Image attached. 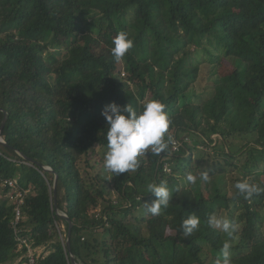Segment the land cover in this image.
<instances>
[{
	"label": "trees",
	"instance_id": "1",
	"mask_svg": "<svg viewBox=\"0 0 264 264\" xmlns=\"http://www.w3.org/2000/svg\"><path fill=\"white\" fill-rule=\"evenodd\" d=\"M121 31L134 46L116 61ZM152 99L166 105L165 139L173 142L139 156L136 170L102 180V109L115 102L141 111ZM4 112L0 176L29 191L19 227L45 249L36 264H70L56 228L66 233L67 223L55 208L73 223L77 264H214L213 254L223 264L226 241L231 264H264V192L245 198L235 188L244 180L264 187V0H0V125ZM199 145L238 171L230 197L220 166L208 181L192 167L197 182L187 180ZM162 182L169 206L139 214L156 199L147 185ZM7 191L0 189V264L22 254ZM222 209L239 224L232 237L208 224ZM193 213L199 228L185 236L182 222Z\"/></svg>",
	"mask_w": 264,
	"mask_h": 264
},
{
	"label": "clouds",
	"instance_id": "2",
	"mask_svg": "<svg viewBox=\"0 0 264 264\" xmlns=\"http://www.w3.org/2000/svg\"><path fill=\"white\" fill-rule=\"evenodd\" d=\"M113 45L114 47L111 49L112 55L116 61H120L133 48L134 42L127 32L121 31L114 38ZM165 108L166 105L159 99H152L146 102L141 111H137L129 103L119 105L111 102L104 106L101 115L105 118L107 125L106 140L108 150L104 159V170L106 173H111L114 177L121 173L134 171L139 167L138 157L145 155L149 149L157 155L168 150L169 144L173 140L170 135L165 139V134L168 132L172 121ZM199 179L208 181L210 177L207 172H204L200 174ZM187 180L195 184L197 177L189 174ZM235 188L245 198L264 192V187L248 180L237 182ZM147 190L148 193L154 194L156 199L150 204L145 202V207L152 215H159L163 208L169 206L171 192L166 182L161 184L149 183ZM208 224L212 227L221 228L228 237H232L236 231L234 223L227 219L218 218L215 215L209 217ZM199 225L200 218L193 213L183 220L181 227L185 236H190L194 231L198 230ZM221 255L223 264H231V244L229 242L226 241L223 244ZM217 264H221L220 260L217 261Z\"/></svg>",
	"mask_w": 264,
	"mask_h": 264
},
{
	"label": "rangeland",
	"instance_id": "3",
	"mask_svg": "<svg viewBox=\"0 0 264 264\" xmlns=\"http://www.w3.org/2000/svg\"><path fill=\"white\" fill-rule=\"evenodd\" d=\"M196 58H197V56H195V59ZM198 58L199 59H204L202 61L204 63L207 62V59H205L206 58V55L204 53L199 52ZM218 70L219 69H217V68L215 70L214 69H211V75H212V77L217 76L218 73H216V72H218ZM213 73H216V74H213ZM196 84H197V81H195L192 86H194V88H195V85ZM198 137L199 136L197 135V137L194 138V140H197ZM217 138H218L217 135L212 136V139L214 141ZM248 140L249 139H247L245 141H248ZM212 148H213V146H211V148H207V147H204L202 145H199L197 149H194L192 147L193 150H191L192 153L190 154L191 162L187 166L186 173L189 174L191 172V168L193 167V169H195L199 173L207 172L209 174L208 170H211V168L213 167L212 170H213L214 174H218L219 173V167L218 166L222 167V169H223L222 170V173L224 175L225 183H226L225 184V190H226L227 196L230 197L233 194V191H234V185H233L232 181L234 179H236V176H237V172L238 171L233 166H231V165H229V164L226 163L229 160L228 161H224L225 158H224V154L223 153L216 152V150L213 151ZM188 155H189V152H187L186 154H184L185 157H187ZM202 160H204V161H202ZM200 161H202V162H200ZM234 162L235 161L232 160L230 163L231 164H234ZM196 165H198V167H194ZM238 166H240L239 163H238ZM165 170H166L167 173H169V171H170L168 169V167L165 168ZM190 174H192V173H190ZM108 175H109V173H106L105 170H104V173H103V176H102V180H108V178H109ZM192 175H194V174H192ZM209 177H210V174H209ZM107 197H109V196H107ZM112 201H113L114 204L117 203V201L115 199L112 200ZM100 209H101V207H99V209H96V210H94L92 212V214H95L97 218L99 217L98 216V213L100 212ZM138 213L139 214H142L143 216H148V213L149 212L147 211V208L145 207V204L144 203H142L138 207ZM138 213H136L137 216H139ZM232 216H233V213H232ZM235 216H236V213L234 214V217ZM218 218L227 219L228 221H230L232 223L234 221V218L232 217V219H231V215H230L229 211H227V210H223L221 212V214L219 215ZM260 229H261V231L264 230V222L260 226ZM236 230H239V224L236 225ZM237 237H235L234 242H236ZM42 249L45 250L42 247L39 248V250H42ZM210 257H211V261L214 264H217V261L221 259V256L220 255H215V254L211 255ZM17 263H18V260H16L14 263H11V264H17Z\"/></svg>",
	"mask_w": 264,
	"mask_h": 264
},
{
	"label": "built area",
	"instance_id": "4",
	"mask_svg": "<svg viewBox=\"0 0 264 264\" xmlns=\"http://www.w3.org/2000/svg\"><path fill=\"white\" fill-rule=\"evenodd\" d=\"M177 147L174 146L173 150H176ZM16 179H2L0 176V189L8 190L5 193V197L8 198L9 202L14 205V218L11 222V228L16 235L17 251L22 254L18 258V262L25 260L23 264H36V261L41 257L44 250H39L40 247H35L33 239L23 237L21 235V229L19 227L20 221L23 218L22 214V206L24 205L25 196L29 193L28 190H22L17 185ZM56 213L58 217L64 216V213L58 211L56 208ZM56 228L58 231L59 239L65 248V238L66 233L65 229L62 225L56 224ZM83 240V239H81ZM44 248L43 246H41ZM68 257V256H67Z\"/></svg>",
	"mask_w": 264,
	"mask_h": 264
},
{
	"label": "water",
	"instance_id": "5",
	"mask_svg": "<svg viewBox=\"0 0 264 264\" xmlns=\"http://www.w3.org/2000/svg\"><path fill=\"white\" fill-rule=\"evenodd\" d=\"M6 120H7V113L4 112V117H3V120H2L1 125H0V144H2V145H6V143L4 142V140L2 138V132H3ZM20 156H23V155L20 154ZM23 158H25V157L23 156ZM45 171H51V169L47 167V168H45ZM56 183H57V175L54 176L53 186H52L54 199L56 198V195H55ZM60 218L65 220L67 223V236H66V240H65V246H66V252H67L69 262H70V264H77V262L74 259V256L71 253V248H70V234H71V229H72L73 223L68 219V217L65 214H64V216H61Z\"/></svg>",
	"mask_w": 264,
	"mask_h": 264
}]
</instances>
